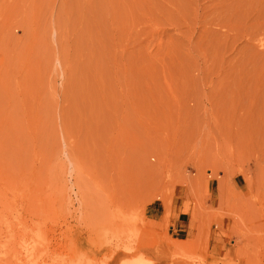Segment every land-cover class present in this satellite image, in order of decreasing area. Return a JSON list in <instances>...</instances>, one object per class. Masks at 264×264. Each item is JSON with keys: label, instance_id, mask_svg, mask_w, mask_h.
<instances>
[{"label": "rangeland", "instance_id": "374dc122", "mask_svg": "<svg viewBox=\"0 0 264 264\" xmlns=\"http://www.w3.org/2000/svg\"><path fill=\"white\" fill-rule=\"evenodd\" d=\"M0 264H264V0H0Z\"/></svg>", "mask_w": 264, "mask_h": 264}]
</instances>
